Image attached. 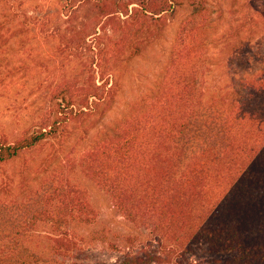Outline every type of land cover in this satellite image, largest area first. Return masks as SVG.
<instances>
[{"label": "trees", "instance_id": "1", "mask_svg": "<svg viewBox=\"0 0 264 264\" xmlns=\"http://www.w3.org/2000/svg\"><path fill=\"white\" fill-rule=\"evenodd\" d=\"M203 1L93 0L104 21L103 35L82 45L92 56L51 87V112L35 129L12 142L0 136V163L48 145L46 162L74 133L86 136L85 123L113 100L110 72L160 41L170 14ZM245 24H230L222 44L237 45ZM191 54H172L151 94L78 157L76 173L132 227L114 264H264V68L212 101ZM20 196L0 200V264H88L80 233L98 212L86 190L52 172Z\"/></svg>", "mask_w": 264, "mask_h": 264}, {"label": "rangeland", "instance_id": "2", "mask_svg": "<svg viewBox=\"0 0 264 264\" xmlns=\"http://www.w3.org/2000/svg\"><path fill=\"white\" fill-rule=\"evenodd\" d=\"M103 21L93 0H80L73 7L67 0H0V136L12 142L48 117L51 87L76 75L83 57L92 56L81 48L84 42L91 48L96 36L103 35ZM241 23L246 24L239 43L224 46V30ZM183 46L192 49L208 99L227 98L242 78L264 68V0H204L198 8L170 14L160 41L110 72L107 89L113 100L103 105L101 119L91 116L85 123L86 136L74 133L55 159L46 162L48 145L0 163V200H18L25 186L35 188L52 172L66 173L86 190L98 212L94 225L80 233L81 258L88 264H114L132 227L101 190L80 178L77 160L101 133L151 94L168 58ZM47 235L41 228L36 236L44 242Z\"/></svg>", "mask_w": 264, "mask_h": 264}]
</instances>
